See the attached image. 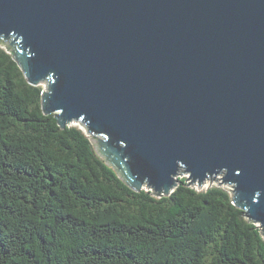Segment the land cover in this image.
Wrapping results in <instances>:
<instances>
[{
  "label": "water",
  "instance_id": "water-1",
  "mask_svg": "<svg viewBox=\"0 0 264 264\" xmlns=\"http://www.w3.org/2000/svg\"><path fill=\"white\" fill-rule=\"evenodd\" d=\"M0 42L130 187L230 183L264 234V0H0Z\"/></svg>",
  "mask_w": 264,
  "mask_h": 264
},
{
  "label": "trees",
  "instance_id": "trees-1",
  "mask_svg": "<svg viewBox=\"0 0 264 264\" xmlns=\"http://www.w3.org/2000/svg\"><path fill=\"white\" fill-rule=\"evenodd\" d=\"M43 91L0 42V264H264L228 188L133 189Z\"/></svg>",
  "mask_w": 264,
  "mask_h": 264
},
{
  "label": "rangeland",
  "instance_id": "rangeland-1",
  "mask_svg": "<svg viewBox=\"0 0 264 264\" xmlns=\"http://www.w3.org/2000/svg\"><path fill=\"white\" fill-rule=\"evenodd\" d=\"M44 83H45V82H44ZM40 84H41V83H40ZM70 125H76V126L81 127V125H80L78 122H73V123H71ZM221 183H222V182H221ZM212 184H213V185H214V184L219 185V182L208 183L207 185H204V186H201V187H198L196 184H191V185H192V186H196V187H198L199 189H203V188L210 187L209 185L212 186ZM221 186H224V187L228 188L229 191L232 192V193L234 192V187H233L230 183H225V182H223V184H222Z\"/></svg>",
  "mask_w": 264,
  "mask_h": 264
}]
</instances>
